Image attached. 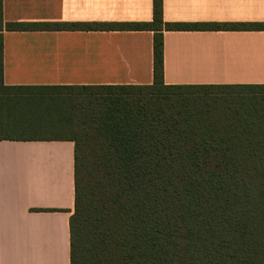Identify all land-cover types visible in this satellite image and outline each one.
Segmentation results:
<instances>
[{
    "label": "trees",
    "instance_id": "16d2710c",
    "mask_svg": "<svg viewBox=\"0 0 264 264\" xmlns=\"http://www.w3.org/2000/svg\"><path fill=\"white\" fill-rule=\"evenodd\" d=\"M29 30L152 31L153 80L6 86L2 32ZM169 30L264 22H164L162 0L149 22H4L0 0V90H40L27 109L71 134L29 136L74 143L70 264H264V84H165Z\"/></svg>",
    "mask_w": 264,
    "mask_h": 264
},
{
    "label": "crops",
    "instance_id": "0c3cea01",
    "mask_svg": "<svg viewBox=\"0 0 264 264\" xmlns=\"http://www.w3.org/2000/svg\"><path fill=\"white\" fill-rule=\"evenodd\" d=\"M4 22H149L152 0H2ZM164 22H264V0H162ZM153 32L3 31L6 86L150 84ZM165 84H264V30L163 32ZM74 143L0 139V264H70Z\"/></svg>",
    "mask_w": 264,
    "mask_h": 264
},
{
    "label": "rangeland",
    "instance_id": "374dc122",
    "mask_svg": "<svg viewBox=\"0 0 264 264\" xmlns=\"http://www.w3.org/2000/svg\"><path fill=\"white\" fill-rule=\"evenodd\" d=\"M39 91L40 90L34 89H17L12 90L8 94H6L5 92L0 90V137L21 135L68 137L71 134L68 129L62 125H56L54 123L48 122L40 123L39 116L27 109L22 99H30L38 96ZM43 93L45 95H52L53 97L57 98H62V96H64L62 93H54L48 91H44ZM30 114H33V116ZM31 124L42 125H38L39 127L36 125L34 127H29L28 125Z\"/></svg>",
    "mask_w": 264,
    "mask_h": 264
}]
</instances>
